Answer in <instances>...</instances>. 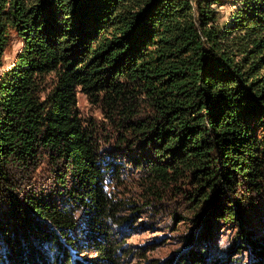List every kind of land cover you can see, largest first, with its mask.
<instances>
[{
    "label": "trees",
    "instance_id": "16d2710c",
    "mask_svg": "<svg viewBox=\"0 0 264 264\" xmlns=\"http://www.w3.org/2000/svg\"><path fill=\"white\" fill-rule=\"evenodd\" d=\"M218 1L0 0V61L14 32L23 40L0 76V264H84L68 249L77 245V204L99 264L115 262L112 224L123 222L126 201L106 188L111 166L77 113L79 88L102 94L121 119V141L133 136L149 149L139 162L152 182L182 193L196 216L208 213V237L213 216L241 223L249 264H264L239 197L264 190V0H235L224 25ZM43 152L66 163L58 174L67 205L14 186L13 169ZM203 256L186 260L204 264Z\"/></svg>",
    "mask_w": 264,
    "mask_h": 264
},
{
    "label": "rangeland",
    "instance_id": "374dc122",
    "mask_svg": "<svg viewBox=\"0 0 264 264\" xmlns=\"http://www.w3.org/2000/svg\"><path fill=\"white\" fill-rule=\"evenodd\" d=\"M234 1L219 0L214 4L220 24L224 25L230 20L236 6ZM22 46V38L14 32L0 61V76L14 64ZM102 97L101 94L100 99H93L79 88L76 109L99 148L98 156L103 166H111L112 171L105 174L106 188L120 201H126L118 211L119 219L120 216L124 217L123 222L112 224L111 238L119 246L112 264H190L186 256L201 253H204V264H249L254 252L251 243L245 241L240 232L241 223L225 222L213 216L211 225L214 227L208 237V213L204 212L201 218L196 216L193 203L188 202L182 193L176 189H166L150 180L148 169L139 162L141 160L146 164L150 156L149 149L133 136L121 141V119L117 115H108ZM142 109L143 114L148 112L145 105ZM262 133L260 129L258 134ZM61 171H67L64 160L58 161L53 154L43 152L30 168H14L12 179L15 188L21 193H54L53 198L67 205L64 201L65 185L58 174ZM67 180L66 186L71 187L73 181L70 173ZM261 181L264 184V180ZM152 185L157 189L152 190ZM240 190L239 197L244 196L249 202L243 212V225L245 229L252 230L254 238L264 242V190ZM76 206L78 225L71 233L76 236L77 245L75 248L68 245V249L74 260L79 258L84 264H99L101 252L91 246L96 241L92 242L93 239H89L82 229L87 217L86 206ZM0 207H5L2 199ZM97 241L107 240L98 237ZM81 242H85V245Z\"/></svg>",
    "mask_w": 264,
    "mask_h": 264
}]
</instances>
